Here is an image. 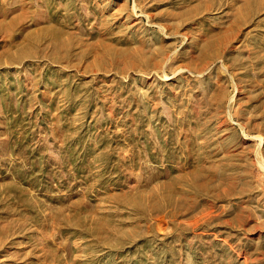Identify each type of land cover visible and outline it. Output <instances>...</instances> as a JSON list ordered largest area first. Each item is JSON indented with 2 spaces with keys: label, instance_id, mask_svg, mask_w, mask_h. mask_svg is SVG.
Segmentation results:
<instances>
[{
  "label": "rangeland",
  "instance_id": "1",
  "mask_svg": "<svg viewBox=\"0 0 264 264\" xmlns=\"http://www.w3.org/2000/svg\"><path fill=\"white\" fill-rule=\"evenodd\" d=\"M0 264H264V0H0Z\"/></svg>",
  "mask_w": 264,
  "mask_h": 264
}]
</instances>
